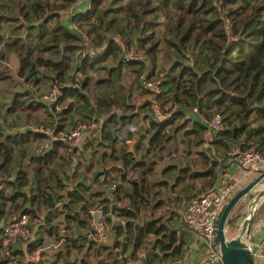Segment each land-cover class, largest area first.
Returning a JSON list of instances; mask_svg holds the SVG:
<instances>
[{"label": "trees", "instance_id": "trees-1", "mask_svg": "<svg viewBox=\"0 0 264 264\" xmlns=\"http://www.w3.org/2000/svg\"><path fill=\"white\" fill-rule=\"evenodd\" d=\"M77 2L0 0V9H5V14L0 13V60L5 57V50L18 55L20 65L17 75L23 79L25 87L14 94L8 110H28L31 113L33 109L44 106L40 95L36 98L38 88L35 86L48 79L62 83L67 76H73L74 66L85 72L97 63L112 58L117 64L108 68L109 82L125 63L149 65L148 75L162 80L159 97L166 92L174 99L172 114L162 120L145 115L146 119L149 118L148 129L152 132L145 151L139 153L138 149L130 151L127 143L116 146V130L121 124L129 122V125L131 121L128 120L136 113L130 116L110 113L100 127L101 139L98 143H105L111 148V152L101 153L103 163L122 162L118 168L122 170V180L110 191L109 185L114 180L110 177L109 182L104 184L100 179V188L89 194L84 182L76 180V173L71 175L69 187L60 178L53 164L64 157L65 144L57 140L45 153L29 154L31 168L19 165L16 170L15 162L19 153L25 154L22 149L25 143L48 135L35 127L17 132L9 130L0 118V221L29 212L33 218L39 219L44 232L60 238L62 225L67 231L73 219L81 225V229H88L89 225L81 215L82 209L85 213L94 202H103L108 206L113 202V211L124 222L111 225L112 244L90 240L85 233L68 236L72 247L83 251L79 264H128L138 260L142 247L148 251L146 264H151V256L156 255L158 246L165 250L175 245V230L168 221L171 218L166 219L164 215L169 212L173 215L171 208L181 206L184 199L198 194L196 183L191 178L209 176L205 184H213V187L221 178L220 160L210 159L209 154L201 169L193 170L190 165H181L178 169L180 165L171 164L162 170H177L171 188L184 179L183 190L190 188L193 193L184 194L187 196L182 198L181 190L176 195L165 193L163 197H157L161 187L170 183L167 178L157 176L155 164L159 159L156 157H161V151L166 148L167 152H171L173 147L178 149L179 142L184 143L183 147L188 152H191L192 145L201 147L207 141L208 119L221 112L224 126L209 140L210 144L213 143L216 149L221 148L223 153L233 145L255 147L264 153V0H83L84 8L79 10L75 5ZM66 19L73 24H68ZM6 22L11 26L7 36L3 33ZM118 37L124 45L145 49L149 59L126 62L124 45L117 42ZM102 45H105L103 50L100 48ZM165 55L171 59V64L165 68L163 78L155 68L157 59ZM187 58L189 61L185 60ZM138 76L141 79V72ZM8 77L9 72L0 68V80ZM90 78L87 75L84 82L87 83ZM71 90L79 96L83 95L76 86H72ZM110 98L112 103L119 104L123 109L134 107L125 101L120 102L115 95H110ZM193 107H198V111L187 116L186 113ZM69 109L70 106L58 113L48 110L49 118L57 121L56 126H63L64 117L60 116ZM180 131L182 136L178 140L177 133ZM131 169L138 171L139 179L128 178ZM30 171H33L36 183L25 189L31 183ZM13 174L15 177L11 180ZM242 185L231 192L227 201ZM9 186L13 189L8 190ZM58 188L65 190L59 194ZM76 202H80V211L75 206ZM244 204L240 199L232 209L229 227H236L239 220L237 213L242 211ZM162 206L168 208L155 214V209ZM61 213H64L63 218H59ZM262 215L264 201L253 222ZM111 219L107 218L108 221ZM150 234L155 236V240L149 245ZM41 239H33L26 250H38ZM65 249L61 248L58 252L63 253ZM18 251L23 252L21 249ZM91 251L94 257L104 251V260L94 259ZM28 259L29 264H35L30 257Z\"/></svg>", "mask_w": 264, "mask_h": 264}, {"label": "crops", "instance_id": "crops-1", "mask_svg": "<svg viewBox=\"0 0 264 264\" xmlns=\"http://www.w3.org/2000/svg\"><path fill=\"white\" fill-rule=\"evenodd\" d=\"M82 4H83V0H78V2L75 4L77 10H79L80 8H84ZM66 20H67L66 22L68 24H70V23L72 24V21L70 19H66ZM6 23L8 24V22H6ZM6 23H4V26ZM9 27L11 28V26H9ZM9 32H10V30L5 32L4 27H3V33H5L6 36L9 34ZM3 50H5V48H3ZM4 53H5V57L1 60L3 62V67L0 66V68H4L5 65L8 66V64H6V60H8L10 67H13V68H9V69H13V70H10V72H9L10 77L0 80V85L3 83L6 86H8L9 80L12 81L11 77H13L14 81H12V82L15 83V87H16L15 91L16 92L17 91H23L25 89L23 79L17 75V70H18L19 65H20L19 57L14 51L5 50ZM113 63L117 64L116 61L115 62L113 61ZM77 72L80 73L81 71H77ZM85 77H87V75ZM107 78H108V76L102 77L98 81L105 80V81L109 82V80ZM88 82H89V80H88ZM88 82L87 83L83 82V84L81 83V85L79 83H73V80L70 79V77H68V76L66 77V81L62 82L63 83L61 85L62 86V90H61L62 93H61V97H60L61 102H63L62 103L63 104L62 109H65V108L70 106V109H69L70 111L64 112L60 116V117H64V119H62L63 120L62 121L63 126H72L74 123L79 121L77 119L80 116V113H83V115L85 114V112H83V111H80V112L76 111L77 106L75 104H76L77 100L75 97L78 94H77V92L74 93L71 90V87L76 86L77 88H80L82 85L88 84ZM141 83L146 88L143 81H141ZM49 84H50L49 82H47V83L42 82L41 84L35 86V88L36 87L38 88V90L36 91V95H37L36 98H39L38 96L40 95V99H41L40 93H42V91ZM18 86L21 87V89H19ZM79 91L81 92L80 89H79ZM146 91H147L146 93L138 91L139 94H136L134 97H131V101H128V102L125 101L126 103L134 106L132 109H127V110L125 108L122 109V107H120L118 104V106L121 110H119L118 108H114L107 115H105L103 117L105 120V118L112 112H116L119 115H126V116H130V115L136 113V115H134V117L128 121L132 122V121H134V118H138V119L140 118L141 119V125H139V126H136V125L133 126L131 124L128 125L129 122L127 123V125L121 124L119 126V128L116 130V137H117L116 146L121 144V143L126 142L127 144H129V150L130 151H135L136 149L141 150L143 148V147L140 148V146L137 144L139 141V138L143 137L145 132H148V131H149V133L151 132V130L148 129L149 118L146 119L145 115L150 114V117L155 119L153 117L151 109L149 110V108H151V106H150V97L151 96H150L149 89L146 88ZM0 92H1L0 98L4 99L5 97L2 98V95L5 96L4 92H2V91H0ZM8 93H10L8 95V96H10L12 91L10 90V92H8ZM8 93L6 92V94H8ZM12 99H13L12 96L10 98L9 97L6 98V100L8 102H5L3 104V105H5V110H3V111H4V114L7 115V118L10 120V122L19 123V126L16 124L17 127L11 128L12 130H15V132H17L16 130L23 131V130L35 127V125H31V121L28 119V117L30 118V116L32 114L35 116V119L43 120L46 117H48V118L50 117L48 115V113H49L48 110H52V112H54V113H58V112L62 111V109L60 111L53 110L52 107H50V105H48L45 102H44V106L38 107V109H33L31 113H29L28 110L9 111L8 106L11 103L10 101H12ZM72 102H75L74 106H72ZM100 102H101L102 106L103 105H106V106L115 105V103L111 102L110 96L108 99H105V101H100ZM147 103H149L148 106L145 105ZM80 120H82V119H80ZM104 120L103 119L101 121L99 120L101 122V125H102ZM56 123H57V121H56ZM136 128L139 129L138 132L135 131ZM128 129L131 130L130 133H128ZM9 130H10V128H9ZM142 131H143V133H142ZM91 135H92L91 132H87V134H86L87 138H89V139H91V137H90ZM44 139H47V137H40V138L35 139V140L31 139L28 142H26L25 145L22 147V149L25 150V154L19 153L18 157L27 156V157H24L22 160V163L24 164V166L23 165L22 166L24 168H26L28 164H29L28 168L32 167V164L29 162V154L30 153H36V151H35L36 144L35 143L40 142ZM54 141L55 140H51L49 146L45 149V151L40 152V153H45L47 150H49ZM57 141H59V140H57ZM60 142H62V141H60ZM130 142H133L132 146H131ZM62 143L65 144L64 142H62ZM206 147H208L207 150L211 151V154H209L210 159L217 158L220 160V164H219V168H220L219 170L221 171L220 172V176H221L220 179L230 181V182H236V184H237L236 186L238 187L241 184L244 185L247 181L251 180L252 178H254L255 176L258 175V171L256 168L261 167V166H259V164H251V165L240 164V163L234 161L233 159H231L229 157V155L227 153L228 149L226 150V153H223V150L221 148H217L216 149L218 152V154H217L216 150H215L216 146L213 143L207 145ZM74 148H72L71 151H68L67 145L65 144V148H63V153H64V151H66V153L71 154V153H73ZM94 155L95 154L91 155L88 163L87 162H80V160H79L77 162L78 163L77 170H72L69 173L67 172L66 175L68 178V182L67 181L66 182H67L68 187L71 185V175H73L74 173H76V180H80V181L84 182V184L87 185L88 190H90V192H91V191H95L97 188H100V186L98 185L97 188H92V187L90 188L91 185L87 184V182L84 180V178L86 180H92V177H93L95 183H97V181L99 182V180L103 179V177H104L103 172H102V167L104 165H106V166H111L113 164L118 165L117 167L114 168L115 170L114 169L112 170L111 175L116 174V172H119V173L122 172V170L118 169L122 166V162L120 160L110 161L106 164V163H103L101 154H100V157L96 158V159H95ZM83 163L84 164L87 163L86 165L88 167L90 166L91 168L86 167L85 169H83L81 167ZM95 163L97 164L96 166L99 169V173H96V172L94 173L95 166L93 168V165ZM193 166H194L193 170H197V169H195L196 168L195 165H193ZM196 166H200V165L198 164ZM208 167H209V165H208ZM19 168L20 167L15 168V169L18 170ZM180 168H181V165L178 167V169H180ZM199 169H201V168H199ZM80 170H82V171L80 172ZM162 170H163V168H162ZM77 172H79L80 175H78ZM161 173L164 174L167 172L162 171ZM97 175H101V178H97ZM33 176H34L33 171H30L29 178L31 179V183L25 189H29L31 185L35 186L34 184L36 183V181L33 180ZM14 177H15V174L12 175L11 180H14ZM208 177L209 176H197V177L191 178L192 182L195 181L198 192L206 193L212 189L213 184H208V183L205 184ZM60 178H62V177H60ZM174 178H175V176H174ZM184 181H185L184 179L181 180V183H183V187H184ZM102 182H103V180H102ZM104 184H107V183H104ZM174 187L171 188V182H170L169 185H166V186L164 185L163 187H161V192L164 193L166 191V193H170L172 195H176L177 193L179 194L180 191L179 192L175 191ZM7 189L12 190L13 188L11 186H9ZM88 190H87V193H88ZM185 193L191 194V193H193V191L189 188V189L183 190V194H185ZM159 194L157 195V197L159 196ZM181 195H182V193H181ZM160 197H163V196H160ZM62 198L66 199L65 196H63ZM90 201H92V200H90ZM59 205H60V203H59ZM75 206H77V210L80 211V209H81L80 202H76ZM167 208H168L167 206H162L158 209H155V214H159L162 211H164V209H167ZM82 210H81V215H82V218H84L85 213L82 212ZM171 210L174 211V214L171 215L169 212L168 214L164 215V218H166V219L169 217L171 218L168 221H169V224L171 225L172 229L175 230V236H176L175 245H173L172 247L165 249V250L162 249L160 246H158L155 250L156 255L154 257L151 256V258H153L151 261V264H217L216 262H213L210 260V258L208 256V250L206 248V245H205L203 238L197 233V231L195 229L188 226V224L185 222L184 213H183V210L180 208V205H178L177 207L171 208ZM71 212H73V211H71ZM64 213H61L59 218H63ZM9 217H7V218H9ZM6 220L2 219L0 221V225L2 223H4V221H6ZM62 227H66V226L62 225ZM68 227H72V228H76V229L79 228L78 232L83 230V229H81L82 228L81 225L79 226L78 222L74 219L71 220ZM0 239H1V229H0ZM148 239L150 241L149 242V245H150L151 241L155 240V236L150 234ZM249 241L255 247H260L262 244H264V215L260 216L259 218L256 219V221H254L252 223ZM26 249L27 248L21 249V250H23L25 255L28 254ZM145 249H146V251H145ZM17 252H19V251L18 250L15 251L17 259H18V253ZM82 253H83V251H82ZM147 253H148L147 248H143V247L140 248L139 252H138L139 258L143 259L142 257H144L146 260ZM145 260L141 264H146ZM29 262H30L29 259H27L25 264H29ZM0 264H5V263H3V259H1V258H0ZM18 264H20V263L18 262ZM128 264H137V263H135V260H133V261H130ZM256 264H264V257L260 256V257L256 258Z\"/></svg>", "mask_w": 264, "mask_h": 264}, {"label": "built area", "instance_id": "built-area-1", "mask_svg": "<svg viewBox=\"0 0 264 264\" xmlns=\"http://www.w3.org/2000/svg\"><path fill=\"white\" fill-rule=\"evenodd\" d=\"M83 36L88 39V36L83 33ZM117 42L124 45V41L118 37ZM102 49V47H100ZM123 57L126 62L131 61H147L148 54L145 49L135 48L133 46L124 45ZM141 80L146 88L151 91L150 106L153 117L155 120L165 119L172 114V110H168L163 105L162 99L159 94L162 92L161 78L157 76H149L148 70L141 72ZM62 83L58 80H52L50 84L42 91L41 99L53 110L60 111L63 104L60 100L62 93ZM198 107H193L186 113L187 116L191 112H197ZM207 141L204 143L209 145V140L213 135L221 130L224 126V116L221 112L214 113L208 119ZM101 122L94 118L91 120H79L72 126H56L47 124L35 126L36 130L45 132L48 137L40 142H36L35 151L40 153L45 151L49 146L51 140H59L67 145V150L71 151L72 148L79 145L82 139L86 136L87 132L92 134L95 130L100 129ZM229 157L234 161L243 164H259L264 167V153L255 147L242 148L238 145H233L227 151ZM236 182H230L220 179L214 187L206 193L193 195L190 198L184 199L180 208L184 213V220L188 226L192 227L203 238L208 256L211 261L217 264H223L222 253L220 250V243L218 240V224L220 215L228 196L236 189ZM117 186V182L113 181L109 185V190L112 191ZM113 202L109 204L103 202H94L90 204L85 212V219L89 225L88 229H83L79 233H85L87 238L97 242H106L112 236L111 226L107 220L108 217L113 216L118 219V222H124L123 218L115 215L112 209ZM35 218L29 212H21L20 214L13 215L10 219L3 223L1 228L0 239V258L3 259L5 264H18L15 251L27 248V244L34 239ZM63 231L57 245H62L65 238L66 227H62ZM250 238V237H249ZM249 238L247 240L248 246L252 251L255 258L260 256L264 257V244L260 247L253 246ZM53 243L47 244V247L52 246ZM24 246V247H23ZM40 249L36 250L30 260L35 264L41 263Z\"/></svg>", "mask_w": 264, "mask_h": 264}, {"label": "rangeland", "instance_id": "rangeland-1", "mask_svg": "<svg viewBox=\"0 0 264 264\" xmlns=\"http://www.w3.org/2000/svg\"><path fill=\"white\" fill-rule=\"evenodd\" d=\"M65 10H69V9H65ZM0 13L5 14V9H3V8L0 9ZM9 30H10L9 24L6 23L4 26V31L6 32ZM101 47L103 50L105 45H102ZM185 60L189 61L188 58ZM6 64H8V66L5 65L4 68H1V69L6 70L7 72H10V70H13V69H9V68H13V67H10L8 60H6ZM113 64H114L113 59L109 58L105 61H101V62L97 63L96 66H94L93 68H88L85 72H84V70L82 71V70L75 69V66H74V68L72 70L74 74H73V76L70 77V79L73 80V83H79L81 85V83L83 84V82H84L83 80L85 79L84 77L86 75H90L92 77V78H90L88 84H84L79 88L81 90V94H83V95H81V96L76 95V97H75L77 100L76 104H75L77 106L76 111L77 112H80V111L85 112L84 115H83V113H80V116L78 117L77 120H80V119L91 120V119L96 118V119L101 121L102 119L104 120L103 117L105 115H107L114 108H118L119 110H121L117 103H115V105H109V106L103 105L102 106L100 101H105V99H108L110 95L117 96V98L120 100V102L121 101H127L128 102V101H131V97H134L136 94H139L138 91L139 92H145V93L148 91V90L146 91V88L142 85L140 76H138V74L140 72H142V70H144V69L150 70V67L147 64L145 65V64L139 63V62L134 63V64H130V63L123 64L124 66H122L119 69L117 75H114L115 77L112 78L111 82H107L105 80L98 81L102 77L108 76V68H110ZM170 64H171V59H168V57H166V55H165V57L160 56V58L157 59V67L155 68V70L158 71V73L160 74L159 76H162L164 78L165 68L167 66L169 67ZM0 66L3 67V62L1 60H0ZM101 66H104V67L101 68ZM136 69H140L141 71L138 72ZM77 71H81V72L78 73ZM11 80L14 81V78L11 77ZM52 80L53 79H48V81H46L45 83H47V82L50 83ZM12 81L9 80L8 86L3 84L2 82H1L2 84L0 85V91L4 92V94H5V96L2 95V98L5 97L4 98L5 100L0 98V102H1L0 103V117L3 119L2 122L6 125L7 128H10V130H12L11 128H13V127H17L16 124L19 126V123L10 122V120L7 118V115L4 114V111H3V110H5V105H3V104L5 102H8L6 100V98H8V97L10 98L11 96L13 98L14 94L16 93L15 83ZM18 88L21 89V87H19V86H18ZM10 90L12 91V93L10 96H8L10 94V93H8V92H10ZM6 92L8 94H6ZM149 92H150V96H151V91L149 90ZM161 99L163 101V105L166 108H168V110L169 109L172 110L174 108V102H173L174 99L171 98L166 92L164 93L163 96H161ZM74 103L75 102H72V106H74ZM36 109H38V108H36ZM150 109L151 108H149V110ZM28 119L31 121V125H35V126H39L41 124H43V125H47V124L48 125L49 124L54 125V124H56V122H54L51 118H48V117H46V119H47L46 122H43L41 119L40 120L35 119V116L33 114L30 116V118L28 117ZM130 124L133 126H135V125L139 126V125H141V119L140 118L139 119L134 118V121H132ZM135 131L138 132L139 129L136 128ZM151 132L150 133H149V131L145 132L144 136L139 138V141L137 144L140 146V148L143 147L141 150L138 151L139 153L145 151L144 148H145V146L149 140ZM142 133H143V131H142ZM181 134H182L181 131L179 133H177V137L179 138L178 140H180V138L182 136ZM87 136H85L82 139L81 143L73 149V153L68 154V153H66V151H64V157L58 158L56 160V162L53 164V166L56 168V170L60 174V177L63 178V181L68 182V178H67L66 174H67V172L69 173L72 170H77V168H78L77 162L79 160H80V162H87L88 163L92 154H95L94 156L96 159V158L100 157V154L103 153V151L111 152V148L109 145H107L105 143H102V145H99V143H98V141L101 139V130L100 129L95 130V132L90 136L91 139L87 138ZM124 143H126V142H124ZM183 146H184V143L179 142L178 149H175L173 147V148H171V150H172L171 152H167V149L165 148V150L161 151V153H162L161 157H158V155H157L156 158H158L159 160L155 164V166H156V172H157L158 177L167 178L168 180H170V182H173L174 176L177 174V170L175 168H172V169L168 170L167 173L162 174L161 173L162 168L164 169V168H167L168 166H171V164H176V166L190 165V167L192 169H194L193 165H195V167H196L195 169H199V168H202L203 164L205 163L206 156L208 154H211V151L207 150L208 147H206L205 144L202 145L201 147L200 146L195 147L192 145L191 152L185 151ZM215 150H216V147H215ZM24 157H27V156L18 157V159L15 162L16 163L15 168H18L19 165L24 166V164L22 163V160ZM86 164L83 163L81 167L83 169H85L86 167H88ZM198 164L200 166H196ZM96 165H97L96 163L93 165V168L95 166L94 173L95 172L99 173V169ZM28 166H29V164L26 167L27 169H29ZM81 171L82 170H80V172ZM77 174L80 175L79 172H77ZM110 177L114 181L119 183L122 180V172H120V173L116 172V174L111 175ZM97 178H101V175H97ZM128 178L139 179L138 171H136L134 169L129 170ZM84 180L87 182V184L91 185L90 188L91 187L97 188V186L99 185L98 181H97V183L94 182L93 177H92V180H86L85 178H84ZM64 190H65V188H58L57 189L59 194H62L64 192ZM174 190L178 191V192L183 190V183H181V182L178 183L174 187ZM89 192H90V190H88V193ZM165 193H166V191L164 193L161 192L158 197L164 196ZM197 193L199 194V192H197ZM186 196L187 195H184L182 193V198L186 197ZM242 200H243V202H245L244 206L242 207V211H244L248 208L249 199H248V197H243ZM92 201H97V200H92ZM119 202H120V200H119ZM118 204H122V203H118ZM254 211H253V213H254ZM256 212H257V210H256ZM114 214L117 215L115 211H114ZM110 217L112 218L111 221H108L110 226L113 223L118 222V219H115L113 216H110ZM238 217H239V220H238L235 228L229 227L227 225V232L226 233H227L228 238L235 236L238 233L240 227L242 226V223H243L242 217L241 216H238ZM9 218H7V220ZM6 221H4V222H6ZM39 223H40L39 219H36L35 223H34V229H35L34 240L35 239L37 240L38 238L42 237V239H41L42 244L39 247L40 253L42 256L41 263L42 264H79L78 261L81 259L80 257L83 255V253L80 252L78 249L72 247L71 240L68 239V236L69 237L70 236H76L77 233L79 234V232H78L79 228L76 229V228L68 227V229L65 233L66 240L64 241V243L62 245H57L56 243L59 241L60 238H58L56 236H49L48 233H46L42 230ZM2 225H3V223L0 225V227ZM245 241L247 242V239H245ZM50 242H52L53 245L50 247H47V244ZM67 242H69L68 243V244H70L69 246L67 245ZM113 242H114V237L112 235V236H110L108 241L102 242V243L103 244H112ZM29 245L30 244L27 245V248L29 247ZM61 248L62 249L66 248L63 251V253L58 252L59 250H61ZM145 251H146V249H145ZM27 252H28V254H26V255L24 252H17L18 253L17 262H19L20 264H25L28 257H32L35 253V252L28 251V250H27ZM90 255H93L92 257L96 260L97 259L98 260H101V259L104 260L105 252L104 251L100 252L97 254L98 257H94V252L91 251ZM142 258L143 259L139 258L138 260H135V263L141 264L145 260L144 257H142Z\"/></svg>", "mask_w": 264, "mask_h": 264}, {"label": "water", "instance_id": "water-1", "mask_svg": "<svg viewBox=\"0 0 264 264\" xmlns=\"http://www.w3.org/2000/svg\"><path fill=\"white\" fill-rule=\"evenodd\" d=\"M133 142H130L132 146ZM118 165H111L102 167L103 182L108 183L112 170ZM258 175L247 181L241 188L236 191L230 199L226 202L223 211L220 215L218 224V239L220 243V250L222 253L223 264H256V260L252 255V251L248 246V243L243 240L242 233L248 231L251 233V225L256 214V210L260 207L264 201V167L256 168ZM243 197H248V208L242 212L237 213V216H241L243 223L238 233L228 238L227 225L232 220L231 212L234 206ZM255 209L253 213V209Z\"/></svg>", "mask_w": 264, "mask_h": 264}, {"label": "bare ground", "instance_id": "bare-ground-1", "mask_svg": "<svg viewBox=\"0 0 264 264\" xmlns=\"http://www.w3.org/2000/svg\"><path fill=\"white\" fill-rule=\"evenodd\" d=\"M256 208L253 209V211L255 210ZM242 233V237H243V240L247 239L250 237L249 236V232L248 231H244V232H241Z\"/></svg>", "mask_w": 264, "mask_h": 264}]
</instances>
